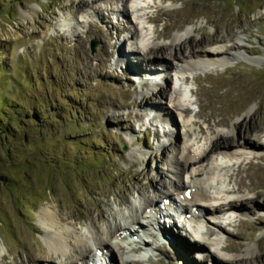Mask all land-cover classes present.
<instances>
[{
	"label": "rangeland",
	"instance_id": "1",
	"mask_svg": "<svg viewBox=\"0 0 264 264\" xmlns=\"http://www.w3.org/2000/svg\"><path fill=\"white\" fill-rule=\"evenodd\" d=\"M210 35L218 41L212 47L220 42L228 54L224 66L197 64L187 71L181 64L174 70L172 62L166 83L155 77L141 84L129 74L125 79L124 69L119 73L121 48L134 51L144 66L141 40L164 54L166 45L183 49L187 37L199 45ZM235 37L236 57L228 46ZM174 79L185 94L179 103L188 110L185 118L173 107ZM162 88L169 89L165 98L157 95ZM197 114L215 120L202 124ZM250 118L246 139L214 124L224 119L243 129ZM263 133L264 0H0V248H6L0 264H74L79 248L70 249L66 263L50 256L44 243L53 232L68 229L85 242L110 244L117 226L136 216L144 234L134 232L133 239L149 247L131 239L110 244L112 264H217L213 254L264 264ZM217 134L239 149L234 159L211 157L200 165L192 158L179 171L183 146L201 157ZM210 164L218 172L204 192L243 200L233 206L240 213L220 216L219 226L209 211L198 218L183 199ZM189 173L200 176L192 180ZM178 181L187 194H176L171 185ZM166 194L186 208L161 210L174 213L186 240L195 241L185 255L167 244L157 247L153 213L140 214L150 199L160 208ZM39 211L59 222L42 228Z\"/></svg>",
	"mask_w": 264,
	"mask_h": 264
},
{
	"label": "bare ground",
	"instance_id": "2",
	"mask_svg": "<svg viewBox=\"0 0 264 264\" xmlns=\"http://www.w3.org/2000/svg\"><path fill=\"white\" fill-rule=\"evenodd\" d=\"M129 1L133 2V0H129ZM165 1H168V0H165ZM79 4L83 5L82 2H80ZM159 14L160 13H158V16H159ZM158 16H155V17L148 16L147 19L149 21H152L153 23H157V21L159 19V18H157ZM228 27L233 28L234 26L232 27L230 24ZM226 29H227V27H226ZM119 32L122 33L123 30L119 31ZM197 32H199V31H197ZM153 34H155L156 37H162L160 35H157V33L155 31ZM132 36H134L135 39H137L136 31L134 32V34ZM104 38L106 40H108L109 34L108 33H106V35L104 34ZM237 39L238 38L235 37L234 40L232 41L231 45L230 44L228 45L233 50L232 56H234V57H236L238 48L240 47L238 42L236 43ZM186 40L187 41L183 45L184 50L180 46L176 47V46H174V44H171V45H166L167 49L164 50L165 51L164 54L161 53V51L159 49L160 47H158L156 45L149 47V49H146L144 44L141 42L142 40L141 41L139 40L140 41L139 45L141 47V50H145L144 51L145 54H143V60H142L144 63V66L136 60L135 56H132L134 54V51L129 50V53H133V54H128V53L126 54L124 52V50H122V48H121L122 46H121L120 47L121 51H120V49L117 50V53H119L118 55H119V59H120V68H119L120 72L119 73H121L122 70L124 69L125 71H127V74H126L127 77L125 79L128 80V74H129V75H131L130 78L134 77L133 80L138 81L141 84H144L145 82L152 81L153 79H155V77L161 78L159 80H163V82L165 81V83H166L167 78L163 75L165 74L164 72L167 71L168 65L172 66V62L177 63V65H175V67H174V70L178 68L177 67L178 64H181V65H183V67H181V65H180V67L183 69H187V71L195 68V66H197V64H199L201 66H206V67L215 66V65H221V66L223 65L224 66L227 64V60H228L227 55L228 54H226V51L221 49V47L219 46L220 42L218 44H216L218 47L217 46L212 47L213 46L212 44H214L218 41L215 40L214 37H211V35L209 37V40H207L205 43L201 42L199 45L197 43H195L193 40H191L190 37H187ZM134 44H137V43H134ZM206 47H208V49H206ZM210 47H212V48H210ZM120 52L123 54H120ZM128 59H130V61H134V62H131V63L127 62ZM155 63H157V64H155ZM194 64H196V65H194ZM165 65H166V67H165ZM135 70H138V71H135ZM139 71H141V72H139ZM179 71L180 70H178L177 72L179 73ZM152 75H154V76L152 79H150V76H152ZM145 78H146V80H145ZM193 78L195 79V77H193ZM187 79H189V78L186 77L184 80L186 82H188L189 80H187ZM143 81H145V82H143ZM158 86L159 85H157V87ZM172 90H175V91H172V92H174V96H173L172 101L177 102V105H173V107H174V109L180 111L179 113H180V116L182 118H185V116L188 115V110H187V108L186 109L181 108V106L179 105L180 101L182 103L184 100V94H182L183 93L182 89L180 90V89H177L175 87V79L173 81ZM168 93H169L168 88L167 89L162 88L161 90L157 91V95L160 98H165L168 95ZM158 97H151L150 99H152L154 101V99H156ZM142 101H144V99H142L139 102V107H142V103H143ZM148 113L150 114V112H148ZM197 115H198L197 116L198 120H200L202 122V124L210 123L211 119H212V121L215 120V118L213 119V117L204 118L200 114H197ZM249 120L248 119L245 120L246 123H249V124H247L246 127H243V129L241 128L240 124H232L229 126L228 121L224 120V119L217 120L214 122V124L218 125V126H222V127H224L223 129H226V130H228L229 129L228 127H230L231 132H232V135H231L232 137L235 135V137H237V138L241 137V139H246V136H248V134L250 132H252V128H253L252 126L247 127L248 125L252 124L251 118ZM202 128L204 129V127H202ZM204 133H205V130H204ZM203 134H201V135H203ZM210 134H211V132H210ZM263 135H264V133H263ZM210 141L208 144V148H206L203 151L201 157H196V156L190 154V151L187 148V146H183V150L181 151V154H180L182 156V162L179 163L180 161L179 162L175 161L176 165H180L181 170H179V171H185L186 167L188 165H190V161L192 158H193L194 164L198 163L201 165L203 161H205L207 158H211V157L221 156L222 158H228V159L232 160V159H234V157H236L237 151H239V149H237L235 151V148L230 149L231 146H229V145L231 143H229V139H227L226 137H224L221 134H217L216 139L214 141H212V143H210ZM243 145H244V142H242L240 146H243ZM247 147H249V148H247V150L255 149V146L253 144H248ZM165 148L166 147H164L163 149H165ZM237 148H239V147H237ZM210 150H212L213 152L209 154ZM254 157L259 159V157L256 155ZM216 172H218L216 164H210L209 166H207V170L205 171L206 178L204 180H200V182H198V180H197L198 186L195 185L193 190L188 194V201L186 200L185 197L183 199L185 200V202H189L191 207H193L197 210V211L195 210V213L197 212L196 215L198 218L202 217V214H200L201 211H205V212L209 211L207 213H209V216L212 219V223L215 226L216 225L219 226L220 225L219 224V217L222 214L223 215L230 214V213L233 214L234 211H238L240 213V210L239 209L236 210V207L233 208V206H234V204L242 203L243 200H241V198L231 199L229 197H225V199H222L221 198L222 196L220 197V195L217 193L211 195V194L204 192L202 186L204 184L206 185L209 180L213 181V179L215 178ZM189 174H190V178L192 180H196L199 178L198 176H200V175L195 174V173H189ZM228 177H229V175H228ZM238 184H241V183L238 182ZM171 186H173L174 190L176 191V194H178V193L179 194L182 193L183 195L186 194V191H184V189H183L184 186L182 185L181 182L178 181V183L173 184ZM169 195H170V193H169ZM169 195L166 194L164 196V203L169 208H172V206H176L175 205L176 203H174V201H172L171 198L168 197ZM156 202H157L156 199H152V200L150 199L147 206L144 207L142 213H140L141 215L144 216V218H146L147 215L150 214V209L151 210L152 209L159 210V211H157V214H158L157 219H155V216H153V215L151 217V218L154 217V219H153L154 220V227H153L152 231L155 234L154 236L157 239L155 245L157 247H160L162 245V243L167 244L169 249L172 246V247H174V250L172 248L171 249L173 251H176L177 253L181 252L182 253L181 255H185L189 251H192V250H190L191 245H194L197 247V245L194 243L195 241L192 240L191 237L188 238L189 241L186 240L185 237L188 234L187 233L182 234V231H181L182 228L177 227L176 223L174 222L173 216L170 217V215L169 216L168 215L167 216L162 215L161 209L160 208L158 209V206H156ZM220 206H223V210L220 209ZM177 208H180L181 211H186V208H184L182 206H179ZM202 208H203V210H202ZM256 208H259V207H256ZM198 209H199V212H198ZM260 209L261 208H259V210ZM38 213H39V215H37V216H38L39 224L44 229L47 225H49L51 227V226H54L55 221L57 222L56 216H54L55 218H52L51 217L52 215L49 212L39 211ZM64 222H65V220H64ZM199 225H201V224H199ZM117 227H118L116 229L117 231L114 232V234L109 231V236H111V234H113L112 235L113 238L111 239V243H110L112 245H118L119 246L120 241H122L121 243H123V240L121 237L125 236L126 234L128 235V237L131 240H133L134 232L137 234H139V233L144 234V224L142 223V221H140L139 218H137V216L131 217L129 223L127 225L122 226V228H120V224ZM67 230L62 231V230L57 229V231L55 233L53 232V235L50 238H48L47 241L44 243V245L48 248V250L51 254L50 255L51 257L56 256L57 258H60V260H59L60 263H61V261L66 263L65 257H66V254H68L70 252V249L71 248H79L80 251L78 253H76L77 256L79 257V259L74 261L75 262L74 264H76V263L88 264L90 261H94L95 259H96V261H101V263L106 262L107 264H112V262H110L111 258H112V253L110 252V249H112L113 247L111 248V245L108 242L102 240V238L101 239L89 238L91 240H88L87 242H85L83 237H81L80 235H77V234H69L70 231L68 232ZM187 237H189V236H187ZM123 239H124V237H123ZM137 242H139L140 246H142L143 248H146V250L148 249L149 246H146L145 242L142 239H141V242L139 240H137ZM125 246H126V244H125ZM128 248L126 246V248H124V249L128 250ZM121 250H122V248H121ZM138 250L139 249H137V251ZM4 252H6V248L3 246L0 248V256ZM72 259L73 258H71V260ZM67 260L70 261V259H67ZM56 261L58 262L57 259H56ZM213 261H215L217 264H240V263L249 264V262L246 261V259H237V258L236 259H226L223 257H218L214 254H213ZM129 263L132 264L133 261H130ZM191 264H194V261Z\"/></svg>",
	"mask_w": 264,
	"mask_h": 264
},
{
	"label": "water",
	"instance_id": "3",
	"mask_svg": "<svg viewBox=\"0 0 264 264\" xmlns=\"http://www.w3.org/2000/svg\"><path fill=\"white\" fill-rule=\"evenodd\" d=\"M92 46V45H91ZM93 47V46H92ZM124 149V148H123Z\"/></svg>",
	"mask_w": 264,
	"mask_h": 264
}]
</instances>
